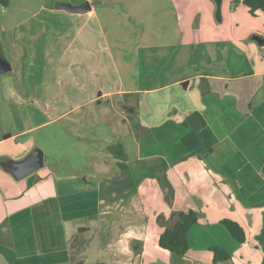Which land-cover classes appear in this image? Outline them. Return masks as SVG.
I'll use <instances>...</instances> for the list:
<instances>
[{
	"label": "crops",
	"instance_id": "obj_1",
	"mask_svg": "<svg viewBox=\"0 0 264 264\" xmlns=\"http://www.w3.org/2000/svg\"><path fill=\"white\" fill-rule=\"evenodd\" d=\"M233 1L221 0L217 20L213 0H50L39 8L48 14L42 33L7 41L18 55L26 38L44 61L27 72L41 86L34 103L71 105L55 116L0 117L2 125L23 127L0 136V162L35 148L44 157L42 168L19 181L0 165V254L7 263L61 264L67 256L47 238L51 228L61 242V229L74 234L89 224L110 235L107 246L125 247L124 264H264V44L253 39L264 40V14L252 16ZM85 2V14L57 8ZM164 50L169 59L160 61ZM175 69L181 78L153 86V74ZM128 75L134 83L126 88ZM167 88L181 98L153 110L148 96ZM102 100L116 117L72 116ZM35 130H43L41 139H25ZM56 130L84 139L76 150L88 177L59 176L56 156L45 165L39 144L46 137L56 143ZM189 211L199 218L187 252L161 249L159 235ZM222 220L238 223L245 242L238 244ZM213 248L229 258L213 263Z\"/></svg>",
	"mask_w": 264,
	"mask_h": 264
},
{
	"label": "rangeland",
	"instance_id": "obj_2",
	"mask_svg": "<svg viewBox=\"0 0 264 264\" xmlns=\"http://www.w3.org/2000/svg\"><path fill=\"white\" fill-rule=\"evenodd\" d=\"M49 1L50 0H7V6H3L0 3V62H6L7 65L11 66V64H9L11 61L13 64L7 73L0 74V117L12 116L18 120H20L21 117H40V114L43 112V110L47 111L48 116H55L54 113H58L60 110L70 108L71 106L64 105L59 107H44L41 105H36L37 103H34L35 97L33 94L37 92L36 88L41 86L40 84H36L32 77L27 80V72L30 70L32 73L33 69L38 67V61H41L42 65L44 61L39 57V55H37L38 52H33L32 54L30 53V47L27 46L28 43L26 42V38L21 41L25 52L19 51L18 55L12 52L10 43L7 42L11 37H15L16 35L26 36L34 34L38 35L39 33H42L45 26L41 25V20L47 19L48 14L44 11H41L39 8L45 2ZM159 30L160 32L163 31V29ZM186 48V46H183L180 51L184 53L187 50ZM166 52L167 50H164V54H162V57H159L158 60L167 61L169 57L167 56L168 54L165 55ZM210 55L211 57L216 58L219 56L218 50H211ZM186 56L187 55L184 57ZM149 57L150 55H148L147 58ZM184 60L186 61V58H184ZM48 61L49 59H46V62ZM17 68L20 69L18 70V73ZM15 71L16 76L14 75ZM11 76H13V81H10ZM144 76L145 75H139V79L136 80V83L139 82V84H142L144 82V79H142ZM153 76V86H162L164 84L171 83L173 80L181 78L183 74L175 69V72L172 73L160 71L157 73V75L153 74ZM110 77L109 89L113 90L114 88H118L117 81L114 80L115 76L110 75ZM126 78V88L131 87L132 83H134V80L132 81L128 79L129 75ZM96 92L97 90H94V96H97ZM6 96L10 99L12 103L11 105L9 104L7 106L8 102ZM178 96L180 99L181 95L180 93H177L175 89L167 88L161 92H158L156 95H149L148 102L150 103L151 101L149 106L152 107L153 110L157 107V111H160V106L162 104L167 101L170 102L175 100L178 98ZM30 98L33 99L30 100ZM108 108L107 101L102 100L100 106H97L96 101L92 105L87 106L80 111L74 112L72 116L81 115L80 117H116V115L111 113ZM96 110L98 111L96 112ZM12 124L13 123L11 122L9 125L5 126V124H3V126L0 122V136L5 130L14 132L23 128L18 124H15V126H12ZM56 131L58 132L54 133V135L58 136L56 143L53 142V140L49 142L48 137H46L45 145L39 144V146L46 148L45 150L47 157L45 160V165L51 166L54 162L53 156H56V158L60 159V163H62L57 168L59 171V176L64 177L65 175L75 172L76 176L88 177V170L90 171V168H87V166L83 167V160L85 159L82 157V153L79 150H76V148H83L85 143L84 139L73 137L71 134H63L59 130ZM42 132L43 130H35L30 135L25 136V139L31 138L37 142L39 138L41 139L43 135ZM21 141H23V138L18 139L16 142ZM70 150L72 152L67 153V151ZM72 168L76 171H72ZM2 218L3 212H0V222H4V219L1 220ZM83 225L87 226V223H84ZM33 227L36 228V232L38 233L36 218L35 222L33 223ZM56 230L57 229L55 227H52L50 230V235H47V238H56L53 246H58L61 249L64 258L65 255L67 256L66 259L61 262V264H119V262L124 264L123 261L127 257L125 247L123 246L121 249V246L118 248V245L107 246L106 240L110 235H102L100 232L96 233L95 228L91 225L88 224L87 228H80L79 230H76V233L74 234H72L71 230L67 228L61 229L60 235L58 234L59 236L62 235V237H64V241L61 242H59L58 238L56 237ZM98 231H101V229H98ZM51 241L48 243L42 242L39 245H41V248L44 249L42 246L50 245ZM8 261H10V263H7L4 256H0V264H11L13 259Z\"/></svg>",
	"mask_w": 264,
	"mask_h": 264
},
{
	"label": "trees",
	"instance_id": "obj_3",
	"mask_svg": "<svg viewBox=\"0 0 264 264\" xmlns=\"http://www.w3.org/2000/svg\"><path fill=\"white\" fill-rule=\"evenodd\" d=\"M3 6H7V0H0ZM238 3V0L232 2L233 5ZM241 3L248 9L252 16L258 12L264 14V0H241ZM199 215L193 211L179 213L176 222L171 228L165 229L158 238V245L161 249L173 253L177 256H183L189 249L188 231L190 227L197 223ZM221 224L226 228L231 237L238 244L245 242V234L241 226L230 220H222ZM213 251V263L223 262L229 258V255L215 248Z\"/></svg>",
	"mask_w": 264,
	"mask_h": 264
},
{
	"label": "water",
	"instance_id": "obj_4",
	"mask_svg": "<svg viewBox=\"0 0 264 264\" xmlns=\"http://www.w3.org/2000/svg\"><path fill=\"white\" fill-rule=\"evenodd\" d=\"M213 1L216 5L215 17L217 20H220L221 0ZM57 8L70 14H85L90 11L91 6L89 2H85L79 6H72L68 3H58ZM253 39L260 45L264 44V40L258 36H254ZM8 69L9 67L6 62H0V74H3ZM43 162V152L39 148H35L25 158L19 161L4 160L0 162V165L6 172L10 173L19 181L42 168Z\"/></svg>",
	"mask_w": 264,
	"mask_h": 264
}]
</instances>
